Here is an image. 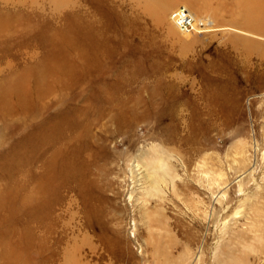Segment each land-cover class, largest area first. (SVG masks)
Segmentation results:
<instances>
[{
  "label": "rangeland",
  "instance_id": "1",
  "mask_svg": "<svg viewBox=\"0 0 264 264\" xmlns=\"http://www.w3.org/2000/svg\"><path fill=\"white\" fill-rule=\"evenodd\" d=\"M182 6L212 32L181 31ZM235 7L234 21L264 20V0H0L22 29L0 43V86L62 70L46 106L14 99L0 117V189L19 196L0 210V264H264V34L232 26ZM58 147L72 171L39 216L37 177ZM160 154L174 176L147 195Z\"/></svg>",
  "mask_w": 264,
  "mask_h": 264
},
{
  "label": "bare ground",
  "instance_id": "2",
  "mask_svg": "<svg viewBox=\"0 0 264 264\" xmlns=\"http://www.w3.org/2000/svg\"><path fill=\"white\" fill-rule=\"evenodd\" d=\"M238 5H240V4H238ZM176 10H180V8H176L174 11H176ZM222 10H225V9H222ZM250 12H252V10ZM189 13H190V11H189ZM229 13L232 16L231 20L234 21V18L236 17V14H237L236 7L233 8ZM6 15L4 16V15L0 14V43H4L6 41H9L10 43H15L16 39H17L16 37L19 34H22V29H20V23H18L16 21H12L11 18L7 17ZM190 15L192 16L191 13H190ZM246 15L249 16L248 14H246ZM249 17L246 18V16H245L243 19L244 21H238V20L234 21V22H237L236 23L237 25H232V26H234L235 28L243 29L249 33H254L255 35L256 34H258V35L264 34V20L259 19V18H254V16L250 17L252 19H249ZM172 18L181 31H185V32L193 33V34L194 33H204V34L209 33V32H212L211 29H213V27H214V23L210 19L201 18V17L195 18L194 16H192L193 21H192L191 27H193V28L183 29L177 24L176 20L178 19V17L172 16ZM234 31H236V30H234ZM28 32H31V31L27 30L26 33H28ZM233 33L240 36V34L237 31L233 32ZM245 42L246 43L250 42V40L245 39ZM9 46H11V45H9ZM54 63L58 66L57 68H52V69L47 68L48 70H50L52 72L51 78H49V76H47L45 74V70H47V69H45V70L40 69L39 71L38 70H35V71L32 70V72H31V70H30V72L26 71L24 73L19 74L18 76H15L13 79H11V81L4 82V85L0 86V117L8 116V115H11L12 113H14L13 107H12V101L14 99H16L17 101H22V100L27 101V102L31 103V105L33 104L32 102H34V105H35V103L39 102L43 106H46L47 103H43V100H45L44 98L48 94H50L51 88L53 85H55L57 87V79H58L59 73L62 71L59 69L60 64L57 62H54ZM54 69H56V70H54ZM61 69H62V67H61ZM49 75H50V73H49ZM31 79H34L35 86H36V89L34 90L33 93L31 92V88H30L32 85ZM50 80H52V81L54 80L56 82L51 83ZM30 95H32V99L28 98ZM40 115H42V114H40ZM44 127H45V125L41 129L38 130L39 141H40L39 142V148L40 149H41V147L43 148V146L46 145ZM64 134H65L64 132L59 133L58 135L60 137L57 139H63L64 140ZM60 148L61 147H58L56 149L54 156L49 161L48 170H45L46 173H44L43 175H40L39 178L37 177V180H39V182L36 184L37 193L34 194L33 198H34V205L37 209V215L39 214V216H40L39 210H41V207L44 206V204L46 205L49 202V201L47 202L48 199L45 197V195L53 187V184H52L53 181L56 178L66 179L67 177L65 176V174H70L72 171L73 161H70L71 157L68 154L66 155V154L62 153L63 151H61ZM161 155L162 154H160V156ZM252 156L253 155L250 152L248 141H246V140L245 141L244 140L239 141L237 143V145L235 146V155H234V161L233 162L235 163L237 168L239 170H241L240 171L241 176H243L245 173H247L251 169L250 167H251L252 160H253ZM137 165L140 166L139 167V169H140L141 165L140 164H137ZM149 166L150 167L147 170L146 176H147L148 181L150 182L149 183L150 188L146 193H147V195H151V194L160 195L162 192L161 191L162 190L161 184H160L161 179H162V181H166L168 178L173 179L174 175H173L172 166H170L169 162H167L165 157L163 158L162 156L161 157L157 156L156 158H154V160L152 159V162H150ZM141 171L139 173V176H140L139 180H141V174H142ZM251 174L253 175V173H251ZM137 176H138V174H137ZM251 177L252 176H250V178ZM251 179L254 180V177H252ZM214 180H215L216 187L218 188V186H220V188H221L222 183L224 184V182H223L224 181V174L218 172L217 176H214ZM239 188H240V193H244L246 196L249 195V193H246V191L244 189V182H241L239 184ZM15 192L16 191L14 189H13V191L12 190L8 191L7 188H4L2 190L0 189V210H3L7 207L9 198H11L10 199L11 202H13V203L16 202V198H18L19 196L16 197ZM222 193L223 194L219 198V202H222V204H223V200L227 198V191L222 192ZM50 194H48V195H50ZM43 198H45L47 200H44ZM42 214H43V212H42Z\"/></svg>",
  "mask_w": 264,
  "mask_h": 264
},
{
  "label": "built area",
  "instance_id": "3",
  "mask_svg": "<svg viewBox=\"0 0 264 264\" xmlns=\"http://www.w3.org/2000/svg\"><path fill=\"white\" fill-rule=\"evenodd\" d=\"M172 16L178 17L177 24L183 29H191L193 18L190 15L186 7H180V10H176L172 13Z\"/></svg>",
  "mask_w": 264,
  "mask_h": 264
}]
</instances>
